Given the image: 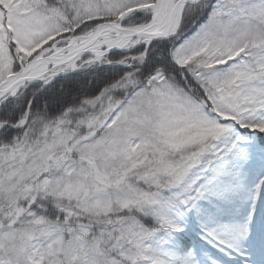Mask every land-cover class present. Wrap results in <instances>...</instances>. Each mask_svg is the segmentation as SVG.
<instances>
[{
	"label": "snow or ice",
	"instance_id": "6c2138e0",
	"mask_svg": "<svg viewBox=\"0 0 264 264\" xmlns=\"http://www.w3.org/2000/svg\"><path fill=\"white\" fill-rule=\"evenodd\" d=\"M0 264H264V0H0Z\"/></svg>",
	"mask_w": 264,
	"mask_h": 264
}]
</instances>
